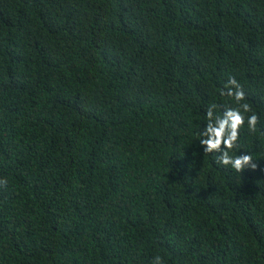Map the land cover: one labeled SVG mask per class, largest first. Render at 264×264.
<instances>
[{"label": "trees", "instance_id": "trees-1", "mask_svg": "<svg viewBox=\"0 0 264 264\" xmlns=\"http://www.w3.org/2000/svg\"><path fill=\"white\" fill-rule=\"evenodd\" d=\"M0 179V264H264V0H0Z\"/></svg>", "mask_w": 264, "mask_h": 264}, {"label": "clouds", "instance_id": "clouds-1", "mask_svg": "<svg viewBox=\"0 0 264 264\" xmlns=\"http://www.w3.org/2000/svg\"><path fill=\"white\" fill-rule=\"evenodd\" d=\"M227 91L221 92L233 98L238 107L227 108L222 116H214V107L207 110V125L201 133L200 145L204 148L206 154L220 153L217 158L218 164L231 166L238 173H242L245 169L257 168L251 154L237 155L235 157L229 155V152L238 148L240 129L247 123L249 132L254 133L257 130L259 118L255 113L245 117V113L252 112L248 103H242L245 100V92L243 86L235 79L230 77L228 84L225 85ZM0 186L6 187L7 180L0 179ZM152 264H164L162 257H154Z\"/></svg>", "mask_w": 264, "mask_h": 264}]
</instances>
